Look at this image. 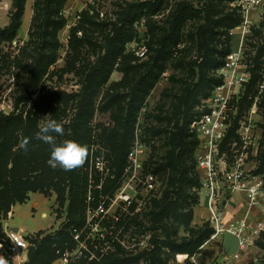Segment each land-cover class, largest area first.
I'll list each match as a JSON object with an SVG mask.
<instances>
[{"label": "rangeland", "instance_id": "obj_1", "mask_svg": "<svg viewBox=\"0 0 264 264\" xmlns=\"http://www.w3.org/2000/svg\"><path fill=\"white\" fill-rule=\"evenodd\" d=\"M144 1L66 0L60 13L65 19V25L57 32L59 46L55 50L56 60L38 77L29 99L25 101L20 95L26 76L23 65L30 63L31 57L28 54L35 53L32 51L35 43L30 41L35 0H26L16 37L13 40H0V115L22 113L25 119L31 113L37 117L38 126L46 119L70 125L78 112L79 96L58 105L53 103L49 108L38 106L36 102L42 96L58 91L67 95L79 94L90 67L99 63L98 60L106 55L112 44H117L118 50L112 54L115 61L110 67L108 80L98 87V94L92 106L88 107H92L93 111L89 123L92 138L87 161L82 166L88 176L93 175V181L96 176L111 187L113 201L108 202L109 214L110 217L117 216V219L106 225L105 232L111 243L107 256L118 260L117 264H144L143 252L152 250L156 241L159 257L165 264H190L189 257H185L189 253H176L164 246L167 235L179 243L212 227L207 216L203 215L207 210L201 183L196 179L194 171L193 150L186 152L183 158L187 170L184 177H179L175 168L167 164V153L173 147L170 139L177 124L181 125V117L184 115L178 106L179 96L187 86L196 83L200 75L203 55L200 50L201 41H198L195 32L204 23V9L211 1L218 10L229 13L233 1L221 0L218 3L216 0H161L156 12L147 10L140 15L138 13L134 24L127 21L124 24L122 18L131 5ZM180 2H187L199 12L173 24V14ZM11 6L12 0H0V28L8 23ZM86 14L89 15L88 18ZM130 19L132 16L128 20ZM218 30L220 33L212 38L211 47L214 48L213 56L220 60L221 52L227 46L233 48L236 37L229 34L230 29L221 27ZM175 40L179 42L175 44ZM142 43L149 50L144 56H138L135 51ZM245 57L250 80L254 76L255 81L249 80L239 99H234L231 103L229 139L234 137L236 128L249 114L258 97L255 131L262 136L261 154L264 142V86H261L264 74V8L258 12L254 35L247 39ZM155 60L157 65L165 66L164 71L145 96L135 116L127 115V96L120 104L102 109L107 98L128 93L139 74L146 72L155 64ZM131 66H137L139 70ZM202 67L207 78L217 76V70L212 64H207V68ZM159 69L156 67L155 70ZM198 103L199 100L193 107L194 115L197 113ZM38 108L42 110L40 113H37ZM125 121H129L132 129L129 151L135 148L137 140L141 144L138 152L139 165L129 162L127 154L123 171L117 175L118 171L115 170L109 150L100 135L103 131L123 125ZM227 141L221 149L223 152L228 151ZM92 147L97 149V154L103 156L112 177L106 178L105 174L91 171ZM260 158L259 156L261 162ZM150 175L153 177L152 183H149ZM66 206L67 203L60 207L54 191L48 195L37 191L25 203L11 206L7 214L0 218V225L2 230L5 226L11 229L18 227L26 236L39 240L44 234L30 233L41 228L46 233L61 229L68 221ZM12 208L13 214L9 217ZM42 211L47 213V217L45 214V218L41 216ZM257 238L254 245H250L240 257H233V260L239 261L232 264H264V238ZM207 239L203 240L201 246ZM256 240H261L262 243L256 245ZM213 247L214 243L209 244L203 254L212 257ZM223 257L220 255L214 260L221 262Z\"/></svg>", "mask_w": 264, "mask_h": 264}, {"label": "trees", "instance_id": "obj_2", "mask_svg": "<svg viewBox=\"0 0 264 264\" xmlns=\"http://www.w3.org/2000/svg\"><path fill=\"white\" fill-rule=\"evenodd\" d=\"M66 0H35L34 18L32 20V31L30 33V41L35 43L32 47L34 54L30 55L31 60L23 68L26 70V76L23 80L21 88V98L25 101L29 99L31 91L37 83L38 77L45 69L56 60V49L59 46L57 41V32L65 25V19L61 13V8ZM214 1V0H212ZM221 0H216L220 2ZM230 2L235 0H229ZM26 0H12V9L9 15L8 23L0 28V40H13L22 23V17L25 10ZM161 5V0H145L139 4H133L126 11L122 20L129 24H134L139 13L156 10ZM203 9V8H202ZM199 12L188 5L187 2H180L173 14V24L180 23L189 15ZM132 16V19L128 20ZM217 16V18H214ZM82 17V16H81ZM89 15L86 14V18ZM240 17L231 9L229 13H224L218 10L211 1L204 9V23L198 26L195 35L198 41H201L200 50L202 51L203 61L200 64V75L198 81L193 85L186 87L184 93L179 96L178 106L184 113L181 117V125L177 124L176 131L171 137L173 143L172 149L167 153V164L172 165L179 177L186 175L183 158L186 152L194 151L197 139L189 131V123L195 117L193 107L197 101L207 97L211 89L218 84L221 79L218 76L207 78L203 67L207 68V64H212L215 70H218L224 62L226 55L231 51L227 46L221 52V58L218 60L214 57V48L211 47L212 38L219 32V28L231 29L239 24ZM72 30V29H71ZM75 30V29H74ZM121 32V31H120ZM173 35V34H172ZM172 37V36H170ZM128 38L127 40H130ZM229 41V39H227ZM30 41L28 44H30ZM126 41V40H125ZM179 40H175V44ZM113 47V48H112ZM118 50L117 44H112L108 48L106 55L101 57L99 63L90 67L86 77L85 84L82 90L77 95H67L64 92H53L42 96L36 104L38 106L50 107L51 104H61L76 97L78 100V112L70 125H63V136H57V142H62L65 139L74 140L82 145H87L90 149L92 138V127L89 126L93 115L92 106L94 98L98 94V87L107 82L110 67L114 63L115 58H112L113 52ZM149 50V49H148ZM25 51V50H24ZM216 53V52H215ZM20 65V62L18 61ZM130 67V66H129ZM139 70L137 66H131ZM159 67V70H155ZM164 65H151L146 72H141L138 79L135 81L128 93L116 95L107 98L102 109H108L115 104H120L127 96L128 106L127 115L135 116L141 107L145 96L148 94L154 83L159 79L164 71ZM128 68V67H127ZM254 78V76H253ZM253 78L250 81H255ZM257 78V77H256ZM255 78V79H256ZM40 113L41 108L36 109ZM38 119L33 114L29 113L24 119L22 113H10L9 115H0V218L5 216L11 206L16 203H24L28 200L31 192L40 191L46 195L54 191L57 194V201L60 207L66 206L67 223L58 230L53 232H43L39 230L36 233L44 234L39 240L27 236L31 245L28 249V259L25 264H52L57 260L58 250H63L72 246L73 230L83 225L84 210L86 206V196L89 188V176L82 167L72 171H64L59 168L53 169L47 164L49 159V146L35 139V133L38 131ZM69 129V133L67 130ZM19 135L17 136V134ZM101 138L109 150V157L115 170L120 175L123 171L124 160L128 154L132 140V129L129 121H125L123 125L112 128L111 130L103 131ZM22 137L31 139L28 146V151L25 153L18 148L17 141ZM20 141V140H19ZM18 141V142H19ZM17 147L15 150H13ZM259 171L264 173V142L263 151L260 154ZM196 172V179L199 181V176ZM94 185L99 183V179L95 176ZM94 203L99 200L100 192L111 193V187L107 183H103L101 190L93 188ZM75 226L74 228H71ZM213 233V229L202 230L196 237L189 240L183 239L177 242L167 235L164 246L168 247L173 252L189 253L191 256L194 253L200 252V246L203 240L208 238ZM264 236H261V238ZM261 240H256L255 244L260 245ZM0 242L5 247L7 237L0 225ZM152 250L144 251V264H165L159 257L157 251V242H154ZM262 246H264L262 244ZM193 252V253H192ZM105 257L101 261H95L87 264H117L118 260Z\"/></svg>", "mask_w": 264, "mask_h": 264}, {"label": "built area", "instance_id": "obj_3", "mask_svg": "<svg viewBox=\"0 0 264 264\" xmlns=\"http://www.w3.org/2000/svg\"><path fill=\"white\" fill-rule=\"evenodd\" d=\"M263 8L264 0H235L231 3V9L240 17L239 24L229 30V34L236 37L234 46L217 70L221 81L211 89L207 97L200 100L197 104V114L189 123V131L197 139L193 151L195 169L205 198L207 219L213 229L205 243L222 237L226 230L234 232L240 238L239 249L233 256L223 257L221 262L214 260L210 264H232L233 257H240L253 244L264 226V216L262 221L254 225L248 222L252 208L259 205L264 207V173L260 172L258 167L262 136L255 131L258 97L255 98L249 114L236 128L234 137L229 139L231 103L234 99H239L250 80L245 57L247 39L254 35L257 15ZM147 52L148 48L144 43L135 51L138 56H144ZM261 86H264V74ZM226 141L228 151L223 152L221 149ZM140 147V141L137 140L135 148L128 153L129 162L135 165H139ZM96 151L95 147L90 150L91 171L105 174L106 178L112 177L103 156ZM91 175L84 223L73 230L72 246L58 250L57 261L60 264H87L101 261L109 254L111 243L105 231L106 225L117 219V216L110 217L109 214L108 202H112L113 198L111 193L100 192L98 202L94 203L93 188L101 190L104 182L101 178V182L94 185ZM152 179L150 175L149 183H152ZM233 192L244 194L246 213L244 218L233 220L226 225L223 217ZM4 232L7 243L4 247L0 242V255L8 258L9 264H25L31 245L27 236L7 226ZM203 246L204 244L200 249ZM185 257H189L190 264H208L199 258L198 253Z\"/></svg>", "mask_w": 264, "mask_h": 264}, {"label": "clouds", "instance_id": "obj_4", "mask_svg": "<svg viewBox=\"0 0 264 264\" xmlns=\"http://www.w3.org/2000/svg\"><path fill=\"white\" fill-rule=\"evenodd\" d=\"M63 134L64 128L62 123L55 119H46L35 133V139L49 146V159L47 160V164L51 168L72 171L82 167L86 163L89 148L87 145H82L71 139L57 142V136H63ZM30 143V138L22 137L19 141L18 148L26 153ZM16 242L19 244L18 241ZM0 264H9L8 258L0 255Z\"/></svg>", "mask_w": 264, "mask_h": 264}, {"label": "crops", "instance_id": "obj_5", "mask_svg": "<svg viewBox=\"0 0 264 264\" xmlns=\"http://www.w3.org/2000/svg\"><path fill=\"white\" fill-rule=\"evenodd\" d=\"M32 193H36V192H31L29 197L31 196ZM38 194L42 195L40 193H38ZM42 196H44V195H42ZM244 201H245V196H244L243 193H241V192H233L231 194L227 209H226L224 217H223L224 224L227 225L233 220H240V219L245 217L246 207H245V202ZM33 205H36V204L33 203ZM13 208L11 210V215L13 214ZM263 209H264V207L261 206V205L252 208L251 213H250V215L248 217V222L251 225H254L257 222L262 221L263 216H264V210ZM44 214L46 215L45 217H47V213L45 211H42L41 216L44 217L43 216ZM203 215L207 216V211H206V213L203 212ZM13 229L15 230V227ZM43 229L44 228H41L40 230H43ZM17 230L21 231L20 228H18V227H17ZM34 233H36V232L30 233V234H34ZM259 236L260 237L264 236V226H263V229L261 230ZM255 239H258V238H255ZM222 240H223V236L222 237H217L214 240H211V241H209L207 243H204V246L201 248L200 252L198 253L199 258H201V260L204 261L205 263L210 264L212 261H214V259L218 258L220 255H223L222 254ZM211 243H214V247L211 248V251L213 252L214 255L212 257L205 256L203 254V250ZM252 245H254V241H253ZM236 261H239V260L235 259V260H233L232 263H234ZM52 264H60V263L57 260H55Z\"/></svg>", "mask_w": 264, "mask_h": 264}, {"label": "water", "instance_id": "obj_6", "mask_svg": "<svg viewBox=\"0 0 264 264\" xmlns=\"http://www.w3.org/2000/svg\"><path fill=\"white\" fill-rule=\"evenodd\" d=\"M15 230L17 228L15 227ZM240 238L234 232L226 230L222 240V254L226 258L233 256L239 249Z\"/></svg>", "mask_w": 264, "mask_h": 264}]
</instances>
